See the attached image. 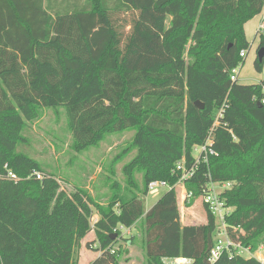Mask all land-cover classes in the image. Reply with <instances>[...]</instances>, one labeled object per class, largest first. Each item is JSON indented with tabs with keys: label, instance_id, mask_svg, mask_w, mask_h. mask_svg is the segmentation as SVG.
<instances>
[{
	"label": "trees",
	"instance_id": "1",
	"mask_svg": "<svg viewBox=\"0 0 264 264\" xmlns=\"http://www.w3.org/2000/svg\"><path fill=\"white\" fill-rule=\"evenodd\" d=\"M263 8L264 0H0V264H79L87 221L67 211L42 222L44 193L57 178L17 150L44 109L63 107L78 153L109 134L135 131L115 159L137 151L123 185L107 180L103 203L77 188L98 214L88 245L97 257L89 264H122L120 241L134 246L137 236L126 238L121 227L140 229L146 264L207 262L215 217L183 225L175 189L147 213L142 197L151 181L176 185V165L185 157L190 168L194 147L213 128L217 156L185 182L186 204L209 182H233L223 196L235 209L229 236L257 252L264 245V80L241 85L231 75L251 48L245 25ZM255 69L264 71L258 57ZM9 170L19 180L7 179ZM215 264L264 263L226 251Z\"/></svg>",
	"mask_w": 264,
	"mask_h": 264
},
{
	"label": "rangeland",
	"instance_id": "2",
	"mask_svg": "<svg viewBox=\"0 0 264 264\" xmlns=\"http://www.w3.org/2000/svg\"><path fill=\"white\" fill-rule=\"evenodd\" d=\"M260 22L261 15H258L249 21L248 25L246 24L247 27L245 25L246 37L251 48L247 53L243 66H241L242 68H237L239 84L241 85L259 84L264 80V71L259 73L255 69L260 37L264 36L261 33L257 34ZM129 29H126V33L129 32ZM29 127L23 133L27 137V141L18 145V152L35 159L45 171L57 178L44 193L41 208L42 222L47 223L50 214L62 216L67 211L77 213L74 215L77 216L74 219L77 222L87 221L88 230L79 251V264H88L91 258L96 255L88 245H91L96 239L94 218L98 214L94 207H92L91 212L89 211L88 204L78 194L77 188L85 189L95 202L100 201L103 203V197L110 192V185H108L107 180H118L123 185V168L136 157L137 151L122 155L117 163L115 159L131 145L135 131L129 130L124 133L109 134L99 147H92L78 153L72 147L74 141L66 108L63 107L59 110L44 109L43 117L30 123ZM113 171L116 172V176L112 174ZM136 177L141 183L142 174H138ZM182 190L183 186L179 185L177 195L182 221L184 220L185 224L191 226L207 224V213L203 205V198L200 197L191 206L184 204ZM167 192V188H159L142 197L144 212H149ZM131 235L137 236L134 246L127 245V241H120L123 244L119 243L122 245L124 252L121 256V263L146 264L143 250L144 240L140 229L138 227L133 228L126 235V238H130ZM218 237L216 236V239ZM248 249L251 251L250 248H239L243 252V257L246 259L254 257L264 263V245L255 253L250 252Z\"/></svg>",
	"mask_w": 264,
	"mask_h": 264
},
{
	"label": "built area",
	"instance_id": "3",
	"mask_svg": "<svg viewBox=\"0 0 264 264\" xmlns=\"http://www.w3.org/2000/svg\"><path fill=\"white\" fill-rule=\"evenodd\" d=\"M260 15H261V23L259 25L257 34L258 33L264 34V8ZM240 56L242 59H245L247 57V51H242ZM237 70L238 69L236 68L232 72L231 80L233 82H237L239 80L238 79L239 72ZM224 109H222L219 112V117L223 116ZM214 130L215 128L211 130L208 139L205 141L204 144L194 147L193 150L194 163L190 168L187 169L185 157L176 165V170L181 171L182 173L176 185L172 186L165 181H151L148 186V191L153 192L158 190L159 188H167L168 190L175 189L177 191V187L179 185H182L183 186L182 195L184 197V204H186L188 200L192 198V195L188 194V192L186 191L185 182L190 180L195 175L199 166L203 162L206 163L210 156H217V153L213 148ZM34 175L36 176L37 180L43 179V175L39 172L34 173ZM5 177L13 181L19 180V178L10 170L7 172V175H5ZM233 187H234L233 182H209L207 183L203 191V195H202L203 205L206 209V213L207 214L209 213L213 215V217H215L218 227L217 236H219L215 240V245L211 249L208 255L207 262L205 264H215L226 251L231 255L243 257L242 256L243 252L239 250V248H242L243 246L240 244H236L231 240L228 232V226L226 224L227 219L233 214L234 208L226 204V201L224 200L223 196L224 194L229 192ZM97 221H98V216L94 218V226L97 223ZM120 230H122L123 234L125 235H128L130 233V230L124 229L123 227H121ZM165 264H194V262L189 259L181 258V259L166 260Z\"/></svg>",
	"mask_w": 264,
	"mask_h": 264
},
{
	"label": "water",
	"instance_id": "4",
	"mask_svg": "<svg viewBox=\"0 0 264 264\" xmlns=\"http://www.w3.org/2000/svg\"><path fill=\"white\" fill-rule=\"evenodd\" d=\"M258 59H259V61H261V62L264 61V47H262V48H260V49L258 50ZM259 105L261 106L262 104L259 103ZM195 106H196L198 109H200V110H203V109H204V106L201 105L199 102H196V103H195Z\"/></svg>",
	"mask_w": 264,
	"mask_h": 264
},
{
	"label": "crops",
	"instance_id": "5",
	"mask_svg": "<svg viewBox=\"0 0 264 264\" xmlns=\"http://www.w3.org/2000/svg\"><path fill=\"white\" fill-rule=\"evenodd\" d=\"M250 23H251V22H250ZM260 23H261V22H260ZM248 24H249V23H248ZM248 24H247V25H248ZM247 25H246V27H247ZM182 223H183L184 225H188V224H185V221H184V220L182 221ZM96 257H97V254H96L94 257L91 258L90 262L93 261ZM90 262H89V263H90ZM89 263H88V264H89Z\"/></svg>",
	"mask_w": 264,
	"mask_h": 264
}]
</instances>
